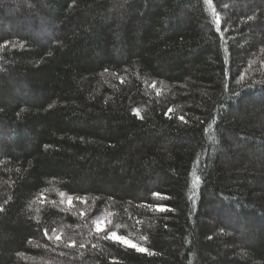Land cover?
Instances as JSON below:
<instances>
[{
	"label": "trees",
	"instance_id": "1",
	"mask_svg": "<svg viewBox=\"0 0 264 264\" xmlns=\"http://www.w3.org/2000/svg\"><path fill=\"white\" fill-rule=\"evenodd\" d=\"M0 264H264V0H0Z\"/></svg>",
	"mask_w": 264,
	"mask_h": 264
},
{
	"label": "snow or ice",
	"instance_id": "2",
	"mask_svg": "<svg viewBox=\"0 0 264 264\" xmlns=\"http://www.w3.org/2000/svg\"><path fill=\"white\" fill-rule=\"evenodd\" d=\"M206 3H211V0H205ZM249 20L253 19L252 17L248 18ZM219 22V21H218ZM171 111V109H169V112ZM133 113L134 115H136L137 117H139V110L138 109H133ZM165 115H167V113H165ZM180 119H183V117H180ZM200 182V177L199 176H195L194 180H193V185H197ZM61 195H63V193H61ZM155 195V194H154ZM164 199H167L168 197H163ZM71 202V197H69V203ZM150 207H152L150 205ZM160 210H168V211H172V209H167L166 207L162 206L160 207ZM96 230L99 231H103V226L101 225V223L99 221L96 222ZM47 234V233H46ZM51 238V237H50ZM106 239H111L115 242L120 243L121 245H123L124 247H130L135 249L138 253H145L148 255H155V253L151 252L149 250V248L144 247L140 244H137L134 241L129 240L126 237L123 236H119L117 233H109V235L107 237H105ZM211 238V237H209ZM57 240L60 239L59 236L56 237ZM146 239V238H145ZM69 246H74V242H70ZM81 247H83V245H81Z\"/></svg>",
	"mask_w": 264,
	"mask_h": 264
},
{
	"label": "rangeland",
	"instance_id": "3",
	"mask_svg": "<svg viewBox=\"0 0 264 264\" xmlns=\"http://www.w3.org/2000/svg\"><path fill=\"white\" fill-rule=\"evenodd\" d=\"M100 223H101V225L103 226V228H104V222L103 221H99ZM95 228H96V224H95ZM110 233H115V232H110ZM118 234V233H117ZM108 235H109V233H108ZM119 235V234H118ZM119 236H122V235H119ZM124 237V236H123Z\"/></svg>",
	"mask_w": 264,
	"mask_h": 264
}]
</instances>
